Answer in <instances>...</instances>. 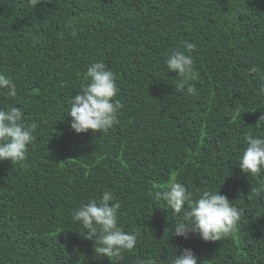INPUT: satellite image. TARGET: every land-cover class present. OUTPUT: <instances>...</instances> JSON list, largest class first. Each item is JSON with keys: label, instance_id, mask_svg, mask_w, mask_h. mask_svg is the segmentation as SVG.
Returning a JSON list of instances; mask_svg holds the SVG:
<instances>
[{"label": "trees", "instance_id": "16d2710c", "mask_svg": "<svg viewBox=\"0 0 264 264\" xmlns=\"http://www.w3.org/2000/svg\"><path fill=\"white\" fill-rule=\"evenodd\" d=\"M176 49L193 58L195 96L167 69ZM100 61L115 74L118 123L77 134L67 100ZM0 74L17 88L0 90V109L35 124L24 159L0 162V264H168L183 248L197 264H264V172L238 167L245 137L264 136V0H0ZM172 182L193 200L219 190L244 210L237 230L174 235L176 215L154 200ZM104 191L120 202L118 226L138 233L119 258L96 253L72 219Z\"/></svg>", "mask_w": 264, "mask_h": 264}, {"label": "clouds", "instance_id": "9594fccd", "mask_svg": "<svg viewBox=\"0 0 264 264\" xmlns=\"http://www.w3.org/2000/svg\"><path fill=\"white\" fill-rule=\"evenodd\" d=\"M34 6L41 0H32ZM71 27V24L68 25ZM186 49L195 47L187 43ZM166 66L169 72H175L179 79L175 87L179 91L187 89V94L195 96L197 91L189 81L196 76L192 56L186 51L173 50L167 57ZM89 82L71 99L69 107L70 129L75 133L107 132L118 123L117 113L122 107L114 98L119 92L115 74L105 63L95 62L88 68ZM6 89V95L15 97L17 88L8 76L0 74V90ZM260 92L264 95V86ZM260 119H264L261 115ZM35 124L25 125L20 108L10 106L0 109V162H18L24 159L28 146L34 141ZM246 148L239 157V169L252 175L264 172V136L245 137ZM259 194L260 189H254ZM110 191H104L99 202L92 199L73 209L72 219L86 229L85 238L96 237L98 247L95 252L111 258H119L122 251L136 246L138 233H128L118 226L117 212L121 205L114 201ZM154 200L163 201L174 212L177 219L174 224V235L188 238L190 234L198 235L203 241H216L224 234L237 230L244 210L233 205L230 199L219 190H205L196 199L191 198L187 188L179 182H172L165 190L154 193ZM147 264H153L151 260ZM168 264H197V257L191 248H183L179 255L169 258Z\"/></svg>", "mask_w": 264, "mask_h": 264}]
</instances>
